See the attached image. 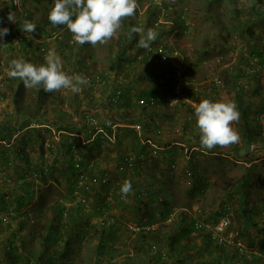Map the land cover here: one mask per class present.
Wrapping results in <instances>:
<instances>
[{"label":"trees","instance_id":"obj_1","mask_svg":"<svg viewBox=\"0 0 264 264\" xmlns=\"http://www.w3.org/2000/svg\"><path fill=\"white\" fill-rule=\"evenodd\" d=\"M39 1L43 2L40 3ZM45 1H48V3L46 4ZM158 1H160V9H157L153 2L149 4L148 11H146V18H148L147 21L149 23H153L154 21V8L160 11L168 8V4L164 0ZM205 1L209 5L214 2V6L224 1V5L226 4L229 9L233 7L230 14L236 21L232 20V24L225 25L223 27L224 31L218 30L217 18L219 14L217 11L214 14L208 15L209 21L217 31V38H214V41L208 44V48L220 47L221 49L228 50L231 54H237L236 60L225 68H222L220 72L225 74L226 82L235 91V96L230 101L236 104L240 114L237 125L240 144L245 147H250L252 143L258 140L263 130L260 123V114L264 111V69L262 68L264 65V30L260 28L262 24L264 26V12L258 6L261 4L264 5V0H246L250 2L248 7H246L244 1H242L243 4L241 2L237 3L238 0ZM32 2L35 9H38V5L41 4L44 14H48L54 7V0H32ZM6 6L8 8L4 13V17L2 18L0 14V28H8L9 34L0 38V45H4L0 46V52L8 54L6 58L8 69L11 61L19 58H23L35 65L43 64V53L48 48V43L44 40H49L54 35L53 39H56L57 46L53 49L62 58V70L66 72V64L69 63L66 53L71 48L70 45L75 46V41L72 39L69 40L65 35L58 37L59 32L57 31L63 25L54 27L49 20L43 26L34 22L36 31L31 35L23 32L20 26L25 19L33 22L32 11L24 13L22 11L23 9L21 10V3L19 8H11L8 4ZM9 12L15 13L16 23L8 21L7 17ZM241 15L243 18H239ZM124 19L125 29L120 32L121 39L114 46V54L116 57L114 66L110 64L109 71H100L98 73H89L86 71V67L88 66H84V74L82 73V75H85L90 82L88 85L82 86V90L79 93L73 94L69 90L66 94L63 89L46 93L42 90L41 86L26 89L20 79H14L8 76L6 80L9 93L6 96L0 92V102L7 101L10 103L13 106V112L2 111L1 113L4 116V121L9 123L3 124L0 130V166H8L12 158H24L25 145L30 142L36 144L43 138L37 126L41 125V122L44 121L45 123L57 125L58 130L61 131L73 132L76 130L79 131V129L85 130L83 127H86V129L88 127L89 130H92V133L93 131L95 132L96 140L94 143L97 149L101 147L103 139H107L108 141L113 139L114 142L117 141L118 145L131 144V150L134 151L137 161L133 164L127 162L124 166L120 165L118 169H121L125 180H131L132 182V191L135 193L133 199L135 201L134 204H136V223L139 227L138 231H131L130 229V231L125 230V232L128 233L129 238L132 237L134 239L132 241L136 244L135 248L139 253H143V258L138 263H134L132 262L133 256H120L121 250L115 244L119 239L124 238L125 242H129L130 240L127 237L122 238L123 232L119 234L120 228L116 224L105 223L96 230L93 225L86 223L84 224L85 227L80 229V225L74 219L75 214L80 212V206L74 207L64 214L65 206L63 197H54L50 200L46 191L41 188L40 183L36 184L32 178L28 180L25 174H19V178L22 179L21 185L24 189L19 196L20 201L17 204L18 210L20 207L32 204V211L33 206L35 209V217L42 223L43 227H46V231L42 240H38V248H34L33 243L35 241L33 240H20L19 246H17L14 236L11 240L0 242V250L2 251L0 254V264H77L75 258L78 254V248L81 242L90 234V227L98 231L95 234L97 240L94 248V255L97 258L95 264L263 263L264 229L259 231L263 234L259 235L260 238L256 244L252 243V234L246 236V242L249 244H247V247L250 249H254L253 247H255L257 252L260 253V256L250 254L242 256L238 254L234 246L227 247L223 242L217 244L210 239L207 231L199 230L195 227L194 219L188 215V210L199 201V199L194 198L198 195L201 197L203 185L210 187L211 184L208 178L206 180L203 179L200 170L192 165L191 162L187 163L185 172L194 181L193 186L185 193L187 199L182 197L181 200H177L171 189V185L173 184L171 178L163 175L158 177L152 172L144 171L142 168V159L149 152L152 157L155 154L160 155L168 161L169 167L173 168L174 161L172 158L176 156L175 154L179 147L175 146L174 143L167 142L166 138L170 132H178L176 127H173L178 123L182 126L180 129L181 135L184 136L182 139L188 141V146L190 147L189 144H192L194 141L196 148H203L200 144L201 133L196 132L199 128L197 127L196 115H194L195 109L185 102L169 105L173 85L177 82V78L173 74V69L169 65L173 64L175 59H178V56L165 64L161 60L162 53L164 54L165 51L173 52L171 43L169 44L166 40L168 36L167 32H163V29L158 31L157 26L146 27L147 25H145L143 27L141 21H138L140 18L137 15L136 18ZM132 26L142 27L144 33H146L148 28H152L158 34L149 49L145 50L137 46L140 34H135L132 39L127 38L126 33L130 31ZM171 26L174 27V33L176 35L184 32L185 25L184 22H181L180 18L178 24V26H181L180 33L174 25ZM52 27L55 28V32L50 31ZM161 28H165V26H161ZM37 29L44 35L43 41L40 40L41 42L37 40L42 39V37L37 35ZM169 33H171V30ZM15 38L17 40L13 41ZM41 48L44 50H41ZM86 51L88 52V50ZM177 52L179 56L184 53L183 50H178V48ZM84 53L85 50L81 49L75 55L82 57V55H85ZM254 58L256 59L255 61ZM221 61H223V57H221ZM142 62L145 63L140 69L142 71L149 70L147 74L154 79V82L152 84L148 83L146 88H140L143 79V74L140 70L135 74L133 80L127 78ZM183 63L182 58L181 65ZM222 65L223 63H220L216 66L221 67ZM68 69L70 74L73 75V70L71 71L70 67ZM122 70H125V73L121 74L120 71ZM110 71L114 72L111 80H109ZM192 72L193 69L190 67L183 69L181 83L185 84L181 96L183 98H189L193 95H201L202 89L198 91L194 90L195 82L197 84H204L207 87V98L215 100L218 96L217 94H219L221 85L218 78L215 81L211 79L208 83L206 79H196ZM191 79H194V82ZM240 80H244V83L240 84ZM1 81L0 86L2 85ZM132 81L136 83L130 87L129 83ZM252 83L257 84L256 88L251 85ZM96 101L99 102L93 104ZM246 103L253 109L258 108L257 113L255 112L256 117H254V122L251 120V116L253 117L254 114L253 110L246 111ZM66 104L67 109L65 108ZM101 104L104 109L111 110V116L109 117L111 121L109 120L108 124L100 123L94 125L91 123L88 113L91 110H96L99 115L102 114L103 107ZM117 112H120L122 115V117L118 115L121 117L120 120L116 118ZM247 112H249L248 115ZM48 115H50L49 118H47ZM14 120L16 124L12 122ZM116 121L125 126L116 128ZM32 122L37 126L30 127ZM164 126L165 129L162 130ZM136 127L139 129L137 130ZM114 128L116 129L114 130ZM15 131L18 135L24 131L25 134H23L21 140V144L23 145L19 144L10 150L8 147L10 138L15 135ZM70 145L71 147L75 146L76 149L78 148L74 142H71ZM235 149L240 151L241 148L239 149L237 145L228 146V150L232 151ZM179 150L182 151L183 149ZM215 150L222 151L218 145L212 150L206 151ZM249 158L250 155L247 153L246 160H249ZM88 162L86 160L85 163L82 162L79 166H75V162H70V169L78 170L77 168L86 166ZM30 166L34 167L33 162L32 165L27 164V167ZM1 171H4V169H1ZM94 171H96V167L92 166L89 172ZM36 176L37 178L35 177V179H40L41 183L44 184L46 182V176L42 175V172L36 173ZM135 185L141 187V192ZM35 189L37 191V197L34 200L33 193ZM192 189L195 190L193 191ZM223 191L227 199L235 195V191L231 192L225 186L223 187ZM143 195L150 199L148 204L151 203L152 205L155 201L161 206V209L153 211L148 207V204H142L141 200L143 199ZM227 199H223L209 214L212 217H216V212L219 211L221 205L228 203ZM201 212L202 210L200 209L195 212L197 219H200ZM46 215L49 217L47 218ZM85 217L88 220V217ZM172 218L176 224H174V229L172 228L173 230L171 231L170 229H166L165 223ZM8 225L0 223V228ZM255 225L253 224V226ZM32 233L35 234V231L33 230ZM193 233L197 234L200 238L198 241H190L189 237ZM204 243H208L210 246L206 247ZM30 248H33V250ZM94 249L92 248V250Z\"/></svg>","mask_w":264,"mask_h":264},{"label":"rangeland","instance_id":"obj_2","mask_svg":"<svg viewBox=\"0 0 264 264\" xmlns=\"http://www.w3.org/2000/svg\"><path fill=\"white\" fill-rule=\"evenodd\" d=\"M164 1L168 4V8L164 9V11L156 10L154 8L153 10L155 12H153V20L157 24L159 23L157 25L158 31L163 29V32H167L168 36L166 40L169 44L171 43V48L176 51L177 48L178 50L180 49L184 51L183 55H178V59H175L173 64L169 65V67L173 69V72L174 70H180V68L184 69L186 67H190L193 69L192 73L196 79H206L209 83L211 79L217 80L218 78L221 83L218 97L215 100L207 98V87L202 84L201 86L204 85L200 88L202 89V94L193 95L192 97L187 98L189 100L188 102H191V106L194 109L195 106H197L204 99H208L212 102H228V98H233L235 96V91L232 90V86L226 82L225 74L220 72L221 67H215L214 64L217 57H223V64H231L236 60L237 54H231L228 50L221 49L220 47L212 49L208 48V44L213 42L214 38H217V31L209 21L208 15L212 13L214 14V12L217 11L219 14L217 18L219 25L218 30L224 31L223 27L225 25L232 24V20L236 21L230 14L233 7H230L229 9L226 4L224 5V1L220 2L217 6H214V2L210 5L206 4L205 0ZM242 1L245 2L246 7L250 5V2L246 0H238L237 3H242ZM27 2L29 3L28 0H22L21 10L23 9L24 11L29 12L30 5L32 4H28ZM156 2L158 3L160 1L156 0ZM25 3L28 5L25 6ZM45 3L47 4L48 1H45ZM150 3H153V0H138L139 7L136 15L138 18H143V22L141 23L143 27L145 25H147L146 27H155V24L149 23L147 21L148 18H146V11H148ZM38 7V9L32 7L34 13L30 11L33 14V23H38L41 26L46 25L49 13L44 14L42 12L43 8L41 7V4H39ZM258 7H260L264 12V5L261 4ZM136 15L133 18H136ZM215 15L217 14L215 13ZM179 18L185 25L183 33L180 29L181 26H178ZM239 18H243L242 15ZM124 20L125 19L121 22V29L118 30L117 34L107 43L93 46L89 43L80 45L75 42V46L70 45L71 48H69L66 53L69 61L65 68L67 74L71 75L68 67L71 68V71L73 70V75L74 73L75 75L84 74L83 70L86 65L88 66L86 67V71L89 73L109 71L110 64L114 66V62L116 61L114 46L121 39L120 32L125 29ZM171 25H174L177 28L176 30L181 33L176 35L174 33L175 29ZM161 26H165V28H161ZM260 29L264 30L263 24ZM54 30V27L50 29L51 32H55ZM170 30L171 33H169ZM57 32H59L58 37L65 35V37H68L69 40H74L73 34L66 26H62V28H59ZM36 33L38 36L42 37V39L39 40L43 41L44 35L42 32H39L37 29ZM53 36H51L49 40H44L49 44H47V46L52 49L57 46V41L56 39H53ZM15 40H17V38L13 41ZM81 49L85 50V55L77 57L75 54ZM86 50H88V52ZM7 56V53L0 52V80H2L0 92L6 96L9 93L8 83L6 80L8 78ZM182 58L184 63L181 65ZM144 63L145 62L140 63L137 69L134 68L135 70L127 76V78H131V80H133V78H135V74L140 70L143 74L140 88H146L148 83L152 84L154 82L153 77L147 74L149 70H144L143 68L144 71H142V69H140L144 66ZM124 71L125 70H122L120 73H125ZM109 75V80H111L114 76V72L110 71ZM135 83V81L130 82V87ZM256 83H252L251 85L256 88ZM63 90L66 94L69 91L68 89ZM91 101L93 102V100ZM25 102H27V100H25ZM98 102L99 101H96L93 104ZM247 103L245 104V110H253L254 114L253 117L251 116V120L254 122V117H256L255 112H257L254 110H257L258 108L253 109ZM65 108L67 109V104L65 105ZM0 110L1 130L3 124L9 123L4 121V116L1 114L2 111H8L9 113L13 112V106L7 101H3L0 102ZM97 112L98 111L96 110H91L88 113L91 123L94 125H98L100 123L108 124V121L110 120L109 117L111 116V110L104 109L103 107L102 114L99 115ZM248 114L249 112H247V115ZM118 115H121V113L117 112L116 115V118L120 120L122 115L121 117ZM49 117L50 115L47 116V118ZM14 121L12 122L16 124V121ZM115 123L116 128L125 126L117 121ZM237 125L238 122H234L232 124V127L236 131H238ZM173 127H176L178 132H170L166 138L167 142L174 143L175 146L179 147L177 153L175 154L176 156L172 158L174 161L173 168L169 167L166 159L156 154L152 157L149 152L141 162L144 171L152 172L158 177L163 175L171 178L173 180L171 189L177 200H181L182 197L187 199V197H185V193L192 188L194 181L188 174H186L185 167L188 162H191L192 165L196 166V168L200 170V174H202L204 180L207 178L210 180L209 182L211 185L210 187L203 185L201 197L198 195L194 198L199 199V201H197V203L190 210H188V215H195V212L199 209L205 213L206 211H212L220 204V202L223 201V199H227L223 191V187L225 186L226 188H229L231 192L235 191V195L230 199H227L229 204V231L233 233L234 239L236 238V240L241 242L243 241L245 245L248 244L246 242V236H248V234H252V243L256 244L255 240H258L257 238H260L259 235L263 234L259 231L264 229V130L261 131L262 133L258 140L255 143H252L250 147L241 145L240 141L233 144L237 145L239 149L241 148L240 151L236 149L231 151L228 150V147L221 148L222 151H206L204 149H199L198 147L196 148L194 146V141L192 144H189V147L187 144L188 141L186 139H182L184 137L181 135L180 131L182 126L178 123ZM38 128L42 133L43 138L36 144H32L30 142L25 145V154H23L24 158H12L8 166H0V198L7 194L12 200L10 204L11 207L15 209V211H13V215L15 214V216L10 219V222L8 223L9 225L0 228V242L11 240L14 236L17 246H19L20 240H33L35 241L33 243L34 248H38V240H42L46 227H43L42 223H40L37 217H35V209L33 206L32 211V204H28L27 206L31 209L30 214L32 219L27 217L25 218L23 214L24 212L22 210L18 211L17 204L20 201L19 196L24 189L21 185L22 179L19 178V174H25L26 176L37 178L36 173L42 172V175L46 176V182L43 184L39 179L41 188L46 191L50 200L54 197L64 198V214H66L67 211L69 212L74 207L80 206L82 208V205H84L86 206L87 211L84 213L80 209V212H77L74 216V219L77 221L78 225H80V229L84 228V224L86 223L93 225L96 230H98L100 226L105 223L116 224V226L120 228L119 234L123 232L122 238L127 237L128 240H130L129 242H125L124 238L119 239V241L115 244V246L121 250L120 256H133L132 262L138 263V261L143 258V253H139L136 250V244L132 241L134 239L132 237L129 238L128 233L125 232V230L130 231V228H134L137 225L135 211L136 204H134L135 201L133 199L135 193L132 191L122 200L118 197L120 188L125 181L124 175L121 173V169H118L119 166H124L127 162L133 164L137 161L135 159L134 151L131 150L132 145L129 143L127 145H118L117 141L114 142L113 139L110 141L103 139L101 147L97 149V146L94 143L96 140L94 135L95 132L93 131L92 133V130H89L88 127L87 129L86 127H83L85 130L79 129V131L76 130L73 132L61 131L58 130L57 125L55 126L54 124L45 123L44 121L41 122V125H38ZM116 128H114V130ZM136 129L138 130L139 128L136 127ZM164 129L165 126L162 130ZM196 132L200 133L199 129H197ZM14 134H16V137L10 138L11 144L9 143L8 146L10 150L21 144V140L23 138L22 136L25 133L23 131V133L18 135L15 131ZM71 142H74L78 148L76 149L75 146L71 147ZM179 149L183 150L181 151ZM247 153L250 155L249 160H246ZM86 160L87 162L89 161L86 166H82L81 168L79 167L77 168L78 170L70 169V162H75V166H79L80 163H85ZM32 162L34 167H27V164L32 165ZM92 166L96 167V171L90 173L89 170ZM1 169H4V171H1ZM79 174L83 175V181L78 179L77 176ZM104 174L106 176H104ZM103 179L104 181H102ZM135 186L138 187L141 192V187L139 185ZM192 190L194 191L195 189ZM149 200L150 199H148L147 196L143 195L141 202L142 204H148L150 202ZM1 207L2 202L0 200V208ZM148 207L153 211L161 209V206L155 201L152 205L151 203L148 204ZM17 213L20 216H23V218H17ZM85 216L88 217V220ZM46 217L48 218L49 216L46 215ZM165 224L167 227L166 229H170L172 231L174 229L173 226L176 223L172 218L170 221H166ZM253 224L256 225L253 226ZM33 230L35 231V234L32 233ZM90 230V234L81 242V245L78 248V254L75 258V262L77 264H95L97 260L94 255V248L97 241L95 234H97L98 231L91 227ZM189 238L191 242L198 241L200 239L197 234L194 233L191 234ZM204 245L206 247L210 246L208 243H204ZM92 248L94 250H92ZM30 249L33 250V248ZM1 253L2 251L0 250V254ZM259 264H262V262Z\"/></svg>","mask_w":264,"mask_h":264},{"label":"clouds","instance_id":"obj_3","mask_svg":"<svg viewBox=\"0 0 264 264\" xmlns=\"http://www.w3.org/2000/svg\"><path fill=\"white\" fill-rule=\"evenodd\" d=\"M138 7V0H54V7L48 14V20L54 27L66 26L73 34L74 41L78 44L89 43L95 46L111 40L121 29L122 20L134 17ZM157 8L160 9V6ZM7 18L9 22L16 23L14 12H9ZM138 21L142 23L143 18ZM153 24L157 26L159 23L157 24L154 21ZM20 29L23 32L32 34L36 31V25L25 19ZM8 34V28H0V38ZM135 34H140L137 46L145 50L151 47L152 42L156 40L158 35L152 28L147 29L144 33L143 28L140 26H132L130 31L126 33L128 39H132ZM62 69V58L56 53L55 49L50 48L44 57L43 64L35 65L23 58L13 59L9 65L7 75L10 78L20 79L26 89L41 86L46 93L68 89L76 94L82 90V86L89 84L88 78L82 74L69 75ZM243 83L244 80H240V84ZM195 115L197 127L201 133L200 144L204 150H212L217 145L224 148L239 142L240 135L232 127L234 122L239 121L240 116L234 102H212L204 99L195 106ZM26 177H28L26 178L28 180L29 178H32L33 181L35 179V177ZM37 184H39V180H37ZM131 192L132 182L131 180H125L118 197L122 200ZM121 195L123 196L122 199ZM0 200L2 202V197ZM10 201L12 202L11 198ZM81 211L85 213L87 211L86 206L82 205ZM16 217L23 218L19 214ZM24 217L27 216L24 215ZM192 217L194 218L195 215H192ZM245 246L247 247V245ZM253 248L255 249V247ZM262 264H264V261Z\"/></svg>","mask_w":264,"mask_h":264},{"label":"built area","instance_id":"obj_4","mask_svg":"<svg viewBox=\"0 0 264 264\" xmlns=\"http://www.w3.org/2000/svg\"><path fill=\"white\" fill-rule=\"evenodd\" d=\"M7 2L11 8H19L21 0H7ZM153 2L156 6L158 7L160 6V2H158L159 4L156 2V0H154ZM41 50H44V49L41 48ZM49 50L50 48H47L44 50V53H43L44 57L46 56ZM177 56H178V52L173 49V52L165 51L164 54L162 53L161 60L163 64H165V63L170 62L172 59H174ZM255 60L256 59L254 58V61ZM220 63H223V61H221V57H217V59L215 60V64H214L215 67L216 65H219ZM228 65L229 64L227 63L223 64L220 69L225 68ZM262 68L264 69V65L262 66ZM173 74L177 78V82L173 85L172 96L170 98L169 105L171 106V105H175L181 102H185L191 105V102H188L189 100L187 98H183L181 96L182 90L185 84V83H181L182 78H183V75H182L183 68H180V70H174ZM191 80L194 82V79H191ZM194 85H195V88H194L195 91L200 90V88L202 87L201 86L202 83L197 84L194 82ZM260 117H261L260 118L261 128L264 129V111L261 112ZM35 125L36 124L32 122V124H30V127H35ZM15 137H16V134L13 135V138ZM83 178H84L83 175L79 174L78 179L80 181H83ZM102 181H104V179ZM34 182L37 184L36 179H34ZM33 194H34V198H36L37 197L36 189L34 190ZM120 197L121 199L123 198L122 195ZM10 204H11L10 197L7 194L3 195L2 196V207L0 208V223L2 224H8L10 222V219L15 216V214L13 215V211H15V209L11 207ZM20 210L24 212L23 214L26 215L27 218H30V219L32 218L30 214V209L28 207L26 206L20 207L18 211ZM209 213L211 212L210 211L209 212L206 211V213L201 212L200 219H197L196 217L193 218L195 222L194 225L197 229L199 230L202 229V230L207 231L210 235V239L217 244H220L223 242L227 247L234 246L239 255H249L250 254V255L260 256V254L257 252L256 249H248L241 241L236 240V238L235 239L233 238L234 235L231 231H228L229 224H230L228 203L221 205L219 211L216 212L217 214L216 217H212ZM131 230L138 231L139 227L135 226L134 228H131Z\"/></svg>","mask_w":264,"mask_h":264},{"label":"crops","instance_id":"obj_5","mask_svg":"<svg viewBox=\"0 0 264 264\" xmlns=\"http://www.w3.org/2000/svg\"><path fill=\"white\" fill-rule=\"evenodd\" d=\"M29 1V3H31L32 4V0H28ZM7 0H0V14L2 15L1 17L3 18L4 17V13L7 11V8H8V6H6L7 5ZM28 3V2H27ZM28 3V4H29ZM28 4H26L25 3V6H27ZM9 5V4H8ZM32 7H34V5L32 4V5H30V10H29V12L30 11H32L33 13H34V10H32ZM24 13H29L28 11H24V10H22ZM35 15V14H34ZM39 42H41L39 39H37ZM36 40V41H37ZM230 99H231V97L230 98H228V102L230 101ZM258 237V236H257ZM257 239H259V237L257 238ZM256 242H257V240H255Z\"/></svg>","mask_w":264,"mask_h":264}]
</instances>
